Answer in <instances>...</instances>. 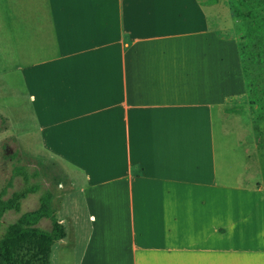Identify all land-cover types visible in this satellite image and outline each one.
I'll list each match as a JSON object with an SVG mask.
<instances>
[{
	"label": "crops",
	"instance_id": "crops-1",
	"mask_svg": "<svg viewBox=\"0 0 264 264\" xmlns=\"http://www.w3.org/2000/svg\"><path fill=\"white\" fill-rule=\"evenodd\" d=\"M209 3L0 0V81L32 89L42 155L72 168L78 207L56 217L65 237L48 264H264L254 139L220 146L237 118L247 126L237 106L253 112L238 13L222 34ZM17 128L28 134L0 115V140L16 143Z\"/></svg>",
	"mask_w": 264,
	"mask_h": 264
},
{
	"label": "rangeland",
	"instance_id": "rangeland-1",
	"mask_svg": "<svg viewBox=\"0 0 264 264\" xmlns=\"http://www.w3.org/2000/svg\"><path fill=\"white\" fill-rule=\"evenodd\" d=\"M263 3L264 0H219V3H214L211 0V3L206 5V10L210 9L220 12L221 28L222 30H227L222 32V34L230 33L231 15L254 10L248 20L238 21L235 24V33L242 51L243 68L245 70L248 94H250L249 103L253 101L256 105H252V115L249 112L246 114L243 106H237L239 109H236V112L241 115L245 114L247 117V119L241 117L247 123L245 129L240 126L241 119L237 118L236 121L240 125L238 124L237 128H234V134L219 135L221 137L220 146L222 153L229 151L232 153L234 151L233 148H237V152L240 153L245 147L243 144L240 147L233 144V137H242L244 134L248 138L250 136L253 137L252 169L249 170L247 175V182L253 186L261 182L264 183V168L259 173L255 169L257 162L260 160L258 152H261L264 163V111L262 112L259 109L264 108V12L262 11L264 8L261 11L255 10L263 7ZM1 82H6L9 90L3 91L0 89V115L7 118L12 126L15 125L17 127L19 125L23 131L26 129L28 134L19 135L21 130L17 128L19 137L17 142L15 141L16 143L0 140V166L2 168L5 167L7 170L6 178L3 172H0V190L9 178L13 165L25 166L29 171L38 170L40 172L39 178L32 180V183L39 184L40 192L28 195L21 202L19 213H6L2 220V230H5L9 224L15 222L21 214L37 209L40 193L46 189L52 191L53 196H57L54 198V214L58 218H63L69 214L71 207H76V209L78 207L76 204L73 205L71 203L75 199H67L69 196L73 197L67 185L70 182L66 173H68L70 166L43 156L41 153L39 101L36 98L32 99L34 93H32V89L25 87L23 81L21 82L12 77ZM238 99L241 100L242 97ZM249 120L252 121V127L249 125ZM240 157L231 154L230 159L228 160L226 157L225 160L227 159L230 164L231 162L233 164L237 163ZM70 169L72 168L70 167ZM60 185L63 187L61 188ZM23 187L24 182L22 179L16 178L13 188L9 190V194ZM61 193L63 194L62 198H58ZM41 227L48 229L50 226L46 222Z\"/></svg>",
	"mask_w": 264,
	"mask_h": 264
},
{
	"label": "trees",
	"instance_id": "trees-1",
	"mask_svg": "<svg viewBox=\"0 0 264 264\" xmlns=\"http://www.w3.org/2000/svg\"><path fill=\"white\" fill-rule=\"evenodd\" d=\"M263 8L255 10L261 11ZM253 11L238 14V21L248 20ZM251 105L256 103L251 101ZM259 109L264 111V108ZM39 176L38 170L29 171L25 166L13 165L9 178L0 190V264H48L52 246L65 237L64 228L54 214V196L48 189L41 191L37 209L21 214L2 230L6 213H19L21 202L28 195L40 192L39 184L32 183ZM16 178L22 179L24 187L9 194ZM44 219L49 221V229L39 226Z\"/></svg>",
	"mask_w": 264,
	"mask_h": 264
}]
</instances>
